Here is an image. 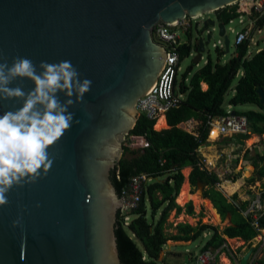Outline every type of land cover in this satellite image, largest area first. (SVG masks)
<instances>
[{
    "label": "water",
    "instance_id": "95a60500",
    "mask_svg": "<svg viewBox=\"0 0 264 264\" xmlns=\"http://www.w3.org/2000/svg\"><path fill=\"white\" fill-rule=\"evenodd\" d=\"M238 1L0 0V62L11 66L14 57H27L39 72L41 61H71L81 80L92 81L85 103L69 108L80 123L49 149L55 159L47 174L6 194L9 203L0 206V264H124L115 235L123 200L111 171L138 116V98L165 64L166 49L154 39L153 28L159 21L201 17ZM215 19L204 18L196 30L195 64L211 35L205 27ZM216 27L222 35V22ZM222 36L227 52L229 39ZM17 86L28 92L34 83L17 78L9 85ZM256 93L263 103L264 89L258 86ZM22 104L0 101V115ZM251 252L253 247L244 251L239 264H247Z\"/></svg>",
    "mask_w": 264,
    "mask_h": 264
},
{
    "label": "trees",
    "instance_id": "16d2710c",
    "mask_svg": "<svg viewBox=\"0 0 264 264\" xmlns=\"http://www.w3.org/2000/svg\"><path fill=\"white\" fill-rule=\"evenodd\" d=\"M237 5H227L215 11L216 20L226 23L228 19L236 17L234 11ZM257 26H264V16L258 21ZM195 45V43H194ZM192 45L188 41L178 45L179 62L186 56ZM248 43L236 45L234 54L224 61L218 59L206 62L196 68L189 76V71H184L182 79L177 82L179 89L185 92V98L177 107L165 112L166 128L155 129V119H148L139 114L128 134H141L146 144L140 150L129 149L123 143L122 156L111 171V180L118 195H122V189L127 187L129 178L135 175L145 174L153 178L144 184L138 203L127 214V224L120 212L117 214L115 225L116 243L121 261L124 264H163L164 258L160 259V252L166 245L167 240L189 241L198 238L203 231L210 232L202 247L214 246L223 241V237H239L245 241H252L258 231L252 224L250 215L241 214L250 201L233 205L216 189L213 184L219 182L215 175H206L197 168L199 154L196 148L204 143L207 137L208 117L225 114V106L231 107L242 104H255L259 109L245 111L233 110L235 114H244L249 120V130L245 133L229 135L237 143H241L251 137L252 134H264V102L260 103L256 88L264 89V47L254 53L252 57H246ZM223 50H216L219 56ZM242 71L241 75H238ZM237 75V76H236ZM189 76V77H188ZM236 78L231 87L232 93L227 99L224 94L230 88L232 80ZM188 78V83H186ZM204 83L202 89L200 84ZM197 119L195 133L185 130L180 125ZM256 135L248 139L252 140ZM260 143L263 144V141ZM261 163L257 177L264 178V154L257 155ZM163 159L164 163L160 164ZM257 164V162H255ZM191 167L189 181L191 185L197 182L205 183L207 188L203 195L208 197L221 218L230 216L229 225L221 231L216 226L198 223L192 226L189 223L178 222L175 224L176 233L169 235L165 229L167 218L171 211L175 214L185 210L192 214V203L189 201L183 206L177 204L175 199L180 195L184 183L182 169ZM251 179L250 182H254ZM182 185V186H181ZM180 190V191H179ZM233 198L235 195L232 196ZM264 203V193L261 194ZM260 226H264V214L258 219ZM208 264H216L210 262Z\"/></svg>",
    "mask_w": 264,
    "mask_h": 264
},
{
    "label": "clouds",
    "instance_id": "9594fccd",
    "mask_svg": "<svg viewBox=\"0 0 264 264\" xmlns=\"http://www.w3.org/2000/svg\"><path fill=\"white\" fill-rule=\"evenodd\" d=\"M40 71L27 57L16 56L11 66L0 62V101L19 99L22 107L0 115V206L9 203L7 193L13 186L35 183L46 175L55 159L49 152L73 123L75 114L69 111L74 104L85 103L92 81L80 79L71 61L48 63L41 61ZM17 78L34 83L28 92L20 86L9 87ZM63 93L62 102L57 95ZM75 97V99H73ZM19 220L13 221V225Z\"/></svg>",
    "mask_w": 264,
    "mask_h": 264
},
{
    "label": "built area",
    "instance_id": "2783aa9c",
    "mask_svg": "<svg viewBox=\"0 0 264 264\" xmlns=\"http://www.w3.org/2000/svg\"><path fill=\"white\" fill-rule=\"evenodd\" d=\"M232 5H237V8L234 9V11H236L238 15L228 19L226 23H222L224 28L223 34L227 35L226 30L233 32L234 34L232 40V54L235 53L234 49L236 45L247 42L248 50L246 57H252L254 53L258 52L262 48L259 46V39L256 35L262 33L263 27L257 26V23L264 16V0H240L235 4H231V6ZM197 18L184 17L171 24L159 21L154 26L152 31L153 37H156V41L165 47L166 60L156 83L143 96L138 98L136 103L138 115L141 113L146 118L155 119V121H157L160 115H164L170 108L177 107L185 98V92L181 91L177 82H175L178 78V71L180 67L178 45L184 43L179 41L176 29L180 28L183 32L187 33L192 24H194L195 28H198L204 18L201 20H197ZM234 19H237V22L241 25L239 30H234L231 26ZM216 22L219 21L215 19L213 25L207 24L205 32L211 34L212 30H217ZM222 35H219V38L215 42L211 43L212 47L223 50ZM229 45L230 41L228 42V49ZM189 55H193L192 48L189 51ZM205 62L206 60L203 61V64ZM241 74L242 73L240 71L238 75ZM225 108V114L207 118L206 124L208 125V130L212 126H215L217 136L247 132L249 130L248 117L244 114H235L229 104L226 105ZM136 137H140V141L138 143H134V139ZM123 142L129 149L133 150H140L146 144L145 138L141 134H127L125 135ZM198 148L199 146L196 150ZM199 162L197 165H199ZM163 163L164 160L161 159L160 164ZM151 180H153V178L145 174L135 175L129 178L127 187L122 189V195L120 196L123 200V205L119 212L120 215H122L125 224H127L129 219L127 212L136 206L144 184ZM260 197V194H257V197L253 198L250 205H248L245 210H242L241 213L245 216L250 215L251 217L253 213L256 214L252 217V224L258 231V239L262 240V244H264V226H260L258 223V219L264 214V206L262 205ZM221 255L225 256L227 264H239L238 254L233 249V246L224 239L220 244L214 246L202 247L201 245L196 254V261L200 264H208L210 262H216V259ZM255 258L256 257L254 256L249 257L247 264H257Z\"/></svg>",
    "mask_w": 264,
    "mask_h": 264
},
{
    "label": "rangeland",
    "instance_id": "374dc122",
    "mask_svg": "<svg viewBox=\"0 0 264 264\" xmlns=\"http://www.w3.org/2000/svg\"><path fill=\"white\" fill-rule=\"evenodd\" d=\"M214 13L215 12L203 14L201 17L197 18V20H201L206 17L213 19L215 18ZM231 26L233 27L234 30H239L241 25L237 22V19H234ZM201 27L202 26L200 24V26L196 29L194 24H192L187 33L183 32L182 29L177 28L176 34L179 37V41L180 42L188 41V34H189V36L191 37L189 41L193 45L194 43L193 38L196 33V30L200 29ZM226 33L230 41L228 51L227 52L223 51V53L219 56L216 55V50L218 49L212 47L211 43L215 42L219 37L217 34V30L215 29L212 30L210 39L208 43L204 45V49L201 52V58L197 61V64L192 62L193 57H195L196 55L195 52L193 53V55L186 56L183 60L179 62L180 67L178 71V78H177L178 81L182 79V75L184 74V71L188 70L189 76H190L193 73V71L199 66H201L203 64V61L206 60L207 58H209L211 61H215L218 59V61L221 63L226 61L232 54V49H233L232 40L234 37L233 32H229L228 30H226ZM204 36H205V32H203V37ZM256 37L259 39V46L264 47V27L262 28V33L259 35L257 34ZM154 38L156 40V37ZM236 78L237 77H235L232 80L230 88L224 94L225 99H227L229 95L231 94V87L236 82ZM186 83H188V78H186ZM254 107L255 105L253 104H242V105H235L232 108H234V110L239 111V110L248 109V108L254 109ZM197 122H198L197 119H190L189 121H186L180 126L187 131L195 133L197 129ZM166 127H167V124L164 128ZM154 128L156 129V124ZM252 136L253 134L251 135V137ZM249 138L245 139V141H242L241 143H235L233 138H230L229 135H219L212 142V144L214 145V148H212L211 145H208L204 148L200 147L198 148V151H199L198 153L200 155L199 157H202L206 161H212L216 159L215 162L213 161L214 164L212 163V165H214L215 169L221 173L219 175L220 176L219 179L223 180V182L225 181L224 179H227V178L234 179L235 182L237 181V184H239L241 189L244 188L241 191L249 192L250 194L249 199H252V198L257 197V193H259L260 196L262 193H264V178L258 179L257 177L258 176L257 172L261 165V163L258 160L257 155L264 154V145L260 143L261 141H264V134L256 135L252 140L248 141ZM126 139H125V143H126ZM206 140L211 141V139H209V135L207 136ZM225 142H227V145ZM228 145L230 146L229 148H228ZM224 147L227 148V150L223 152ZM226 155H229V157H226ZM255 162H257V164H255ZM189 173H190V168L182 169V175L184 176V183H182L183 186L181 185L182 188L180 187V189L182 191L184 185L188 186L189 193L199 198L202 203H198L195 205L192 202V200L189 199L182 204L184 205L185 203L191 201L192 214H187L184 211V209L179 214H175L174 210L171 211L167 218V224H166L165 231L169 235L175 234L177 231L175 228V224L178 222H184V223L186 222V223L191 224L192 226L198 223L210 224V225L216 226L218 231H221V229L224 226L230 223V218L229 217L221 218L220 215L216 213V211L214 210V207L211 205L208 199L204 197L203 195L202 197L198 195L196 187L191 186L190 183L188 182ZM251 179H255V181L250 182ZM220 183L224 184L221 181ZM235 186L236 185H225V188L226 190L229 191ZM200 187L203 190L204 186H200ZM216 188H218V186H216ZM227 193L229 194V192ZM177 199L175 200L176 203H178ZM203 199L207 200L209 204L204 205ZM260 200H261V197H260ZM261 202H262V205L264 206L262 200ZM211 209H213L215 213L217 214L218 221L212 219L213 212ZM255 215L256 214L253 213L252 217H254ZM208 235H209L208 232L203 231L202 235H200L198 238L194 240L182 241V240L169 239L167 240L166 245L164 246L162 251L160 252V259L164 258L163 264H200L196 261V254L199 250V247L205 241V237H207ZM223 239L233 246V249L235 250V252L238 254L239 257L248 248L253 247V252H251L249 257L254 256L256 257L255 259H256L257 264H264V244H262V240L258 239V235H256L252 241H245V240L240 239L239 237H228L226 235L223 236ZM215 263L216 264H227V259L225 258V256L221 255L216 259Z\"/></svg>",
    "mask_w": 264,
    "mask_h": 264
},
{
    "label": "crops",
    "instance_id": "0c3cea01",
    "mask_svg": "<svg viewBox=\"0 0 264 264\" xmlns=\"http://www.w3.org/2000/svg\"><path fill=\"white\" fill-rule=\"evenodd\" d=\"M264 27V26H263ZM188 37H189V40H190V36H189V34H188ZM189 43L191 44V42L189 41ZM192 45V44H191ZM194 47V44L192 45V47L191 48H193ZM261 48V47H260ZM205 61V60H204ZM241 73H242V71H241ZM235 84V83H234ZM233 84V85H234ZM200 87L202 88V89H204L205 88V84L204 83H201L200 84ZM231 93H232V90H231ZM226 105H228V104H226ZM253 105H255V104H253ZM232 108V107H231ZM254 109L255 110H258L259 108L255 105V107H254ZM234 110V108H232V111ZM245 110H249V108L248 109H242V110H239V111H245ZM238 111V110H237ZM164 119H165V115H164ZM165 122H166V119H165ZM167 124V123H166ZM211 129V128H210ZM210 129L208 130V132H207V136L209 135V131H210ZM253 135H257V134H253ZM207 138V137H206ZM215 139H211V141H207V140H205V142L204 143H201L203 146H200L201 144H199L198 146H199V148L200 147H202V148H204V147H206V146H208V145H211V147L212 148H214V145L212 144V142L214 141ZM233 140L235 141V143H237V141L233 138ZM242 141H245V140H242ZM205 143H207V144H205ZM226 143V145H227V142H225ZM216 145V144H215ZM197 146V147H198ZM226 147V146H225ZM224 147V150H223V152L224 151H226L227 150V148H225ZM230 146L228 145V148H229ZM211 149V148H210ZM197 151V153L199 152L198 151V149L196 150ZM199 154V153H198ZM200 156V155H199ZM219 156V155H218ZM226 157H229V155H226ZM200 162H199V165H200V167H199V165H197V168H198V170L199 171H201V172H204L206 175H210V174H213V175H215V177L217 178V180L219 181V182H217V183H214L213 184V188L214 189H216V190H218L225 198H226V200L228 201V202H231L233 205H237V204H241L242 202H245V201H250V203H251V201H252V199H249L250 198V194H249V192H245V191H241L242 189H244V188H240V186H239V184H237V181L235 182V180L234 179H232V178H227V179H224L225 181L223 182V180H220L219 178H220V172L218 171V170H216L215 169V167H214V165H212V163L214 164V162H215V160L216 159H214V160H212V161H206L205 159H203L202 157H200ZM225 160V159H224ZM214 161V162H213ZM189 169L190 168V173H191V167H186V168H183V169ZM223 170V169H222ZM182 172V171H181ZM190 173H189V175H190ZM189 175H188V182L190 183V181H189ZM229 180V181H228ZM220 181L222 182V183H224V184H221L220 183ZM184 182V181H183ZM198 183L199 182H197L196 183V185H191V183H190V185L191 186H193V187H196V189H197V192H199V189H200V193H201V195H203V191L207 188V185L205 184V183H202V184H199L198 185ZM225 185H236L235 187H233L231 190H226V188H225ZM200 186H204V188H203V190H202V188L200 187ZM216 186H218V188H216ZM189 191V190H188ZM227 192H229V194L227 193ZM256 193V192H255ZM257 194H259V193H257ZM233 195H235V197L233 198L232 196ZM204 196V195H203ZM202 197V196H201ZM205 197V196H204ZM207 199H208V201L211 203V201H210V199L208 198V197H206ZM176 200V199H175ZM191 202V201H190ZM250 203H248V205H250ZM178 204V203H177ZM264 204V203H263ZM179 205H181V204H179ZM211 205H212V203H211ZM247 205V206H248ZM181 206H183V205H181ZM213 206V205H212ZM184 209V208H183ZM214 210H216L215 208H214ZM185 211V210H184ZM217 212V211H216ZM218 213V212H217ZM226 217H229L230 218V216L227 214L226 215ZM227 225H229V223L227 224ZM226 225V226H227ZM225 227V226H224ZM223 229V228H222ZM221 229V230H222ZM206 232H208V231H206ZM208 236L207 237H205V240L206 239H208V237L210 236V232H208ZM224 235H222V237H223ZM177 251V250H176Z\"/></svg>",
    "mask_w": 264,
    "mask_h": 264
},
{
    "label": "bare ground",
    "instance_id": "6f19581e",
    "mask_svg": "<svg viewBox=\"0 0 264 264\" xmlns=\"http://www.w3.org/2000/svg\"><path fill=\"white\" fill-rule=\"evenodd\" d=\"M166 122H165V119H164V115H160V117L156 121V129L164 128L166 126ZM216 137H217L216 127L212 126L211 129H210V132H209V139H215ZM139 141H140V137H136L134 139V143H138ZM189 199L192 200V202L195 205L198 204V203H202L199 198H197L195 195L189 193L188 186L184 185V187H183V189H182V191H181V193H180V195H179V197L177 199V202L182 205L185 201H187ZM203 204L204 205H208L209 202L207 200L203 199ZM211 210L213 212L212 219L213 220H217V214H216L217 212L215 213V211L213 209H211Z\"/></svg>",
    "mask_w": 264,
    "mask_h": 264
}]
</instances>
